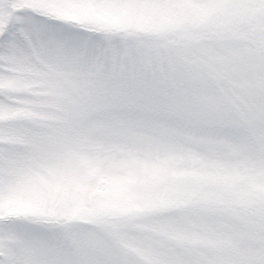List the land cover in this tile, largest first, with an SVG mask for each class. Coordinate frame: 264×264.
<instances>
[{
	"label": "snow or ice",
	"instance_id": "snow-or-ice-1",
	"mask_svg": "<svg viewBox=\"0 0 264 264\" xmlns=\"http://www.w3.org/2000/svg\"><path fill=\"white\" fill-rule=\"evenodd\" d=\"M0 264H264V0H0Z\"/></svg>",
	"mask_w": 264,
	"mask_h": 264
}]
</instances>
